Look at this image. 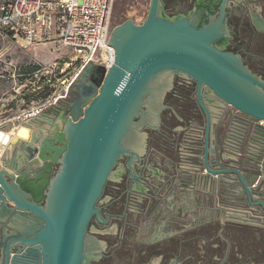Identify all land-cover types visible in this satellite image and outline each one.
Masks as SVG:
<instances>
[{
	"label": "water",
	"instance_id": "1",
	"mask_svg": "<svg viewBox=\"0 0 264 264\" xmlns=\"http://www.w3.org/2000/svg\"><path fill=\"white\" fill-rule=\"evenodd\" d=\"M162 1H150L142 25L127 21L115 28L109 46L115 48L116 58L110 69L87 64L72 87V100L67 98L23 122L31 130L28 140L17 137L24 129L20 126L12 142L3 145L0 225L8 215L12 226H6L8 239L0 228V264L84 263L87 229L99 215V199L125 153L128 130L146 124L153 127L159 120L169 81L158 94L157 109L147 106L144 113L143 107L149 85L164 73H183L199 85L198 101L207 117L204 151L198 157L201 180L211 181L215 189L223 177L235 174L249 206L261 205L263 212L245 207L240 210L245 217L229 221L257 228L261 236L264 233V202L254 201L255 188L240 168H249L257 176L264 167V80L241 57L217 48L218 25L203 27L193 17L171 19L165 16ZM252 16L255 27L264 32V17L259 12ZM203 91L212 93L223 115L227 117L228 109L238 125L223 122L213 131V111L202 100ZM213 133L218 148L212 147ZM231 136L235 143L228 141ZM247 146L262 149L256 155ZM230 151L236 159L226 156ZM216 152L218 162L211 156Z\"/></svg>",
	"mask_w": 264,
	"mask_h": 264
},
{
	"label": "flooded vegetation",
	"instance_id": "2",
	"mask_svg": "<svg viewBox=\"0 0 264 264\" xmlns=\"http://www.w3.org/2000/svg\"><path fill=\"white\" fill-rule=\"evenodd\" d=\"M162 4L171 19L193 17L203 27L218 25L217 48L241 57L243 64L264 80V32L255 27L252 16L259 12L264 17V0L225 4L220 0H163ZM170 74L159 120L153 127L135 128L142 136L139 146L135 147L133 139L125 142V153L106 183L99 215L87 229L83 264H261V239L245 232L238 237L237 246L228 243L217 233L215 223L208 224L207 216L200 213L203 197L198 196L192 204L189 201L188 187L199 185L202 165L198 157L204 151L207 117L198 101L197 82L183 73ZM203 94L210 110L218 100L210 92ZM74 97L71 92L68 98ZM147 109L145 105L144 113ZM187 134L190 142L185 148L181 143ZM182 149L192 153L189 160ZM186 160L192 165L194 182L184 177ZM223 226L231 238L234 223Z\"/></svg>",
	"mask_w": 264,
	"mask_h": 264
},
{
	"label": "built area",
	"instance_id": "3",
	"mask_svg": "<svg viewBox=\"0 0 264 264\" xmlns=\"http://www.w3.org/2000/svg\"><path fill=\"white\" fill-rule=\"evenodd\" d=\"M115 1L9 0L0 5V35H5L27 52L57 43L74 56L64 61L63 66L54 64L35 74H41L46 86L54 87L53 93L36 112H43L67 99L87 64L102 65L106 69L112 67L116 55L115 48L109 45L114 29L111 19ZM29 111L18 114L13 120L16 123L26 121L32 117ZM5 125L1 124L0 130Z\"/></svg>",
	"mask_w": 264,
	"mask_h": 264
},
{
	"label": "rangeland",
	"instance_id": "4",
	"mask_svg": "<svg viewBox=\"0 0 264 264\" xmlns=\"http://www.w3.org/2000/svg\"><path fill=\"white\" fill-rule=\"evenodd\" d=\"M6 1L9 0H0V5ZM150 1L116 0L111 19L114 30L126 24L127 21L142 25L148 15ZM163 12L165 16L170 17L164 9ZM72 58L74 56L70 51L57 43L27 52L5 35H0V125L3 123L6 125L15 124L16 122L13 119L18 115L19 111L33 109V107L45 103L48 95L53 93L54 87L46 86L41 74H35L54 64H62L63 66L64 61H69ZM62 66H59V68L61 69ZM203 203V209H201L200 213L202 215L205 214L208 221L220 214L218 210L213 208L212 200H204ZM190 208L194 210L192 205H190ZM214 225L217 233L221 234L225 241L228 243L232 241L236 244L238 235L235 234L234 229L230 230L233 236L228 238V229L217 223V220ZM252 242L254 243V241ZM261 244L264 248L263 236L261 237ZM239 256L241 258L245 257L240 254ZM261 264H264V258Z\"/></svg>",
	"mask_w": 264,
	"mask_h": 264
},
{
	"label": "crops",
	"instance_id": "5",
	"mask_svg": "<svg viewBox=\"0 0 264 264\" xmlns=\"http://www.w3.org/2000/svg\"><path fill=\"white\" fill-rule=\"evenodd\" d=\"M220 1L223 3V0H220ZM232 1H234V0H226L225 3L232 2ZM235 1L243 2V1H248V0H235ZM252 1H255V0H252ZM50 44H47V45H50ZM47 45L40 46L37 49H39L41 47H47ZM210 108L213 111V116H214L213 124L215 125V127H214L213 131H215V129H217V128L219 129L223 122H225V123L228 122V125L231 123H234L233 117L231 115L227 114V117L223 115V112H221V110L219 108V104L217 102L211 104ZM26 111H28V110L25 109V110L19 111L17 114H22ZM234 124L238 125L237 123H234ZM8 128L11 129V127H6L4 129H8ZM17 128L13 127L12 129L16 130ZM234 140H236V139L233 136H231L228 139V141L230 143H235ZM188 142H190V136L187 134L186 138L184 136V138L182 140V143H181L182 147L187 148ZM219 143H220L219 139L217 138L215 133H213V135H212V147L218 148ZM246 148L255 152L256 155L259 154V152H261V149H262L260 146H253V148L247 146ZM182 150L184 151L185 158L187 160H189V158L192 156V153L187 149H182ZM211 156H212V159L213 158L215 160L217 159V162H218L217 152H216V154H212ZM226 156H229L233 159H236V154L233 151H230V153H227ZM187 160L182 165L183 169H184V177H186L188 180H191L194 182V177H193V173H192V165H190V163ZM215 160H212V161H215ZM220 167H221V165H220ZM240 168H241V170L243 169L242 170L243 177L245 178V180L248 181V185L251 188H255L254 194L252 195L254 201L255 202H260V201L264 202V167L259 169V173L257 176L249 168H246V167H243V168L240 167ZM198 181H199V185H197V184L193 185V183H192L188 187V198H189V201L191 202V204L194 203V200L198 196L201 195L204 200H212L213 201V208L215 210H218L220 213L218 216H215L213 219H210V221H208V224L216 223V220H217V223H220L223 226V225H225L226 222H229L230 218L234 219V217H245V215H243L240 212V210L244 209L245 207L247 208V210H249L253 213H256V214H261L263 212V208L261 205L256 206V207L249 206L248 201H247V196L245 195V191H244V188L241 184V181L238 179V177L235 174H228L227 176L223 177L222 182L219 183L218 187L217 188L215 187V189H213V186H212L213 183L211 185V181H209V183H208V180H206V182L202 181L200 176H199ZM8 217L9 216L7 215V217L4 218V222H5L4 226L0 225V228L5 231L4 235H6L7 239L10 237V235L7 233V227L6 226H8V227L12 226V223H9ZM194 217L195 216H193L192 218H194ZM13 220H15V219L13 218ZM234 228H235V234L238 235V237H240V235H242L243 233L248 232L253 237H255V239H257V240L261 239L262 236L264 238V233H262V236H261L260 232L257 228H254V227H251L248 225H238L236 223H234ZM255 250L256 251L258 250L257 245L255 247Z\"/></svg>",
	"mask_w": 264,
	"mask_h": 264
},
{
	"label": "bare ground",
	"instance_id": "6",
	"mask_svg": "<svg viewBox=\"0 0 264 264\" xmlns=\"http://www.w3.org/2000/svg\"><path fill=\"white\" fill-rule=\"evenodd\" d=\"M171 74L170 73H164V74H161L160 77H158L157 79H155L149 86V98L148 100L146 101V104L147 106L149 107L150 110H154V109H157V107L159 106V102H158V94L161 93V91L164 89L165 85L168 83L169 81V78H170ZM62 102V101H61ZM61 102L55 104V105H58L60 104ZM53 105V103H52ZM53 105V106H55ZM36 110H39V107L38 106H35V108L33 107V109H30L29 112L32 113V117L30 118H33L34 116H38L40 114H42V112H36ZM35 111L36 114H34L33 112ZM40 111V110H39ZM28 118L26 121L28 122V120L30 119ZM26 121H23V122H26ZM22 122V123H23ZM22 123H15V124H12V125H5L3 127V129L0 130V150L2 149L3 145L4 144H10L12 142V140L14 139V137L17 135V131H18V128L20 126H22L21 124ZM19 126V127H18ZM6 127H11V129H4ZM13 127L17 128L16 130L12 129ZM24 129L21 130V132L17 135V137L19 139H24V140H28L29 137H28V134L31 132L30 130V127L29 126H22ZM126 139H125V142H129L131 139H133V141H136L135 142V147L139 144V141H140V137H138V135L136 134L135 132V128L131 127L127 134H126Z\"/></svg>",
	"mask_w": 264,
	"mask_h": 264
}]
</instances>
